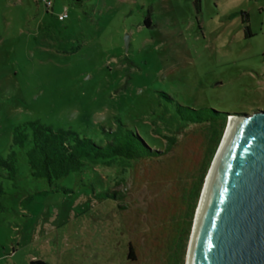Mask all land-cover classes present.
Returning <instances> with one entry per match:
<instances>
[{"label": "rangeland", "instance_id": "obj_1", "mask_svg": "<svg viewBox=\"0 0 264 264\" xmlns=\"http://www.w3.org/2000/svg\"><path fill=\"white\" fill-rule=\"evenodd\" d=\"M49 1L0 0V156L17 159L14 179L0 170V264H188L231 114L264 111V0ZM175 105L227 114L190 223L205 157L184 152L204 145L206 123L183 121ZM30 121L97 143L123 124L160 154L126 166L86 159L50 186L12 146ZM110 191L127 205L96 196Z\"/></svg>", "mask_w": 264, "mask_h": 264}, {"label": "water", "instance_id": "obj_2", "mask_svg": "<svg viewBox=\"0 0 264 264\" xmlns=\"http://www.w3.org/2000/svg\"><path fill=\"white\" fill-rule=\"evenodd\" d=\"M231 116L236 122L199 204L188 264H264V111Z\"/></svg>", "mask_w": 264, "mask_h": 264}, {"label": "trees", "instance_id": "obj_3", "mask_svg": "<svg viewBox=\"0 0 264 264\" xmlns=\"http://www.w3.org/2000/svg\"><path fill=\"white\" fill-rule=\"evenodd\" d=\"M195 5L199 8V0H195ZM247 20V19H246ZM179 113H182L181 119L187 123L203 124L205 143L202 140L195 139L190 149H186L184 156L188 154L200 155L205 157V165L201 172V178L197 182V189L194 196H188L187 212L185 218L190 223L194 216L196 204L199 195V189L204 184V178L207 174V167L215 158L218 145L221 143L222 134L225 129V118L227 114L214 112L213 110L200 109L190 110L188 108L175 105ZM187 112V113H186ZM223 122H220L222 121ZM106 137L102 143H97L91 138L80 137L73 130H54L50 126L41 124L39 121L26 122L21 126L15 127L12 136V146L25 149V156L31 171V176L35 179H45L48 185L52 186L58 181L71 173L82 171L85 167L86 159H96L105 161V165L118 164L126 166L130 162H145L147 160L153 163L159 156L160 152L145 146L142 142V136H138L134 130L119 124L113 130H103ZM139 134V133H138ZM142 137V138H141ZM151 142V141H150ZM149 145H155L153 142ZM172 144V143H171ZM16 153L11 151L6 158L0 156V170H5L7 178L12 180L16 175ZM160 171V170H159ZM127 173L123 170V174ZM149 175L157 173L153 168L148 170ZM160 173V172H159ZM164 175L162 178H164ZM166 178V176H165ZM0 186V194H2ZM97 197H107L114 201H120L126 204V199L119 193L110 191L100 193ZM127 205V204H126ZM123 212L125 209L119 205ZM134 224L132 227L136 226ZM129 229L130 227L127 226ZM182 237H178L175 242L174 253L182 247ZM137 244L129 245L128 257L133 258ZM29 264H48L42 260H32Z\"/></svg>", "mask_w": 264, "mask_h": 264}, {"label": "bare ground", "instance_id": "obj_4", "mask_svg": "<svg viewBox=\"0 0 264 264\" xmlns=\"http://www.w3.org/2000/svg\"><path fill=\"white\" fill-rule=\"evenodd\" d=\"M235 120L236 119L234 117H230V121H229V124H228V129L226 130V133H225V136H224V140L222 141L223 143H222L221 149L219 151L218 156L215 158L216 160L214 162V165H213V167H211L212 169H211L210 173L208 174L207 180L205 182V186L203 188V192H202V196H201L202 198H201L200 204L204 201V199L206 197V194H207V191H208V188H209V184H210V182L212 180V175H213L214 170H215V168H216V166L218 164L220 156H221V154H222V152H223V150H224V148H225V146H226V144H227V142L229 140V137L231 135V132H232L233 127H234L235 122H236Z\"/></svg>", "mask_w": 264, "mask_h": 264}, {"label": "built area", "instance_id": "obj_5", "mask_svg": "<svg viewBox=\"0 0 264 264\" xmlns=\"http://www.w3.org/2000/svg\"><path fill=\"white\" fill-rule=\"evenodd\" d=\"M42 3L44 4V6L46 7V9L48 10L49 7H51V2L49 0H41ZM66 17V13L62 14L61 16H59V19L62 20Z\"/></svg>", "mask_w": 264, "mask_h": 264}, {"label": "flooded vegetation", "instance_id": "obj_6", "mask_svg": "<svg viewBox=\"0 0 264 264\" xmlns=\"http://www.w3.org/2000/svg\"><path fill=\"white\" fill-rule=\"evenodd\" d=\"M245 37H247V35L245 34Z\"/></svg>", "mask_w": 264, "mask_h": 264}]
</instances>
